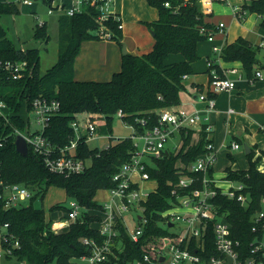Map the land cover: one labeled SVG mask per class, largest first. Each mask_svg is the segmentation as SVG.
Instances as JSON below:
<instances>
[{"label":"trees","instance_id":"obj_1","mask_svg":"<svg viewBox=\"0 0 264 264\" xmlns=\"http://www.w3.org/2000/svg\"><path fill=\"white\" fill-rule=\"evenodd\" d=\"M200 1L147 0L159 15L157 20L146 23L154 33L153 50L141 56L124 54L120 71L114 73L109 81H77L74 78V64L82 43L101 40L97 34L99 24L94 11L89 9L75 16L59 17L58 60L45 74H41L39 50L18 49L2 24L4 15L19 14L18 5L13 0H0V62L27 63L17 80L0 69V99L12 113L0 115V172L6 184H22L34 193L28 204L19 207L5 208L0 200V233L8 224V232L21 243V249L15 252L14 257L7 259L15 258L26 264H78L76 258L90 253L89 248L82 244V239H103L97 227L93 226L99 223L101 218L98 214L103 211L102 204L95 200L97 193L115 186L113 176L135 151L131 138L115 142L109 149L91 148L81 141L77 156L91 159V165L83 173L70 177L52 173L31 148L27 156H22L16 149L17 132L24 131L27 123L19 114L23 104L26 103L27 110L31 112L36 98L60 102V114L50 120L45 132L47 139L60 148L69 145L74 134L71 123L78 114L87 113L104 119L106 125L101 127L103 133L112 131V123L120 110L129 123H135L136 118H148L146 129H151L157 124L160 111L180 104L184 81L194 73L193 64L199 59L198 45L206 40L200 28L211 27L205 23L206 15ZM243 1L242 11L258 14L261 17L260 26L264 29V0ZM166 3L170 6L166 7ZM105 25L112 34L111 40L123 45L119 23L110 19ZM46 28V24H37L36 37L48 41ZM258 51L257 46L241 37L223 48L222 58L225 62H242L247 77L254 78L255 68L259 66ZM174 56L180 57V60L172 61ZM194 136L192 128L182 130L179 135L182 142L180 148L168 149L162 159L154 160L152 166L148 167L147 172L157 182V189L150 193L148 201L144 203L150 219L147 234L140 243H134L121 229L125 249L120 255V264H129L139 259L143 250L149 251L146 236L167 235L168 232L159 226L161 214L177 201L174 190L177 195L185 193L177 188L179 179L182 175H191L187 168L206 153V146L211 141L203 131L197 140H194ZM263 157L264 151L258 157L255 151H251L247 155V170H233L231 167L225 170V180L243 184L242 192L248 197L246 206L225 196L215 200L220 212L225 213V221L230 225L234 238L243 245L253 240V216L262 211L264 172L257 165ZM196 176L200 179L203 177L202 174ZM209 177H213V169L209 170ZM50 187L63 189L68 201H77L83 208L81 218L62 232H54L53 222L47 218L46 211L34 205L38 199L45 198ZM49 211L68 212L69 209L60 203ZM206 246L208 252L203 254V260L207 264L210 257L217 255L211 228Z\"/></svg>","mask_w":264,"mask_h":264},{"label":"built area","instance_id":"obj_2","mask_svg":"<svg viewBox=\"0 0 264 264\" xmlns=\"http://www.w3.org/2000/svg\"><path fill=\"white\" fill-rule=\"evenodd\" d=\"M39 1V0H35ZM34 1V2H35ZM49 4L48 14L75 16L86 10L94 11L96 21L99 24L97 34L101 40H111L112 34L105 22L113 19L123 25L113 6L115 0H43ZM225 1V0H221ZM210 0H201L202 11L210 13L208 3ZM25 6H33L32 0H18ZM169 7V3L165 4ZM236 15L243 18L245 12L241 8H235ZM39 26L45 23L37 17ZM226 25L219 23L215 27H201L200 33L210 42L214 41L217 32L224 33ZM222 48L214 45L213 52L218 59H222ZM27 67L26 62L5 64L0 62V69L10 73L13 80L21 77ZM208 69L211 76L209 90L200 95V100L206 102L205 113L195 111L188 114L183 110L164 109L159 112L157 124L151 129H146L148 118H136L135 123L125 120L123 111H118L115 117L122 120L123 124L131 129L134 153L130 159L123 163L113 176L115 186L105 190L109 200L101 203L100 221L97 223L101 241L92 238L82 239V244L89 248L88 255L76 258L78 264H120V255L124 252V243L121 238V229H124L128 237L134 243H140L147 234L150 219L146 215L144 203L148 201L150 193L157 188L143 187L144 183L153 182L147 172L154 160L162 159L167 152L168 142L181 131L188 128L200 127L205 132L208 140H211L213 125L210 115L215 111L214 97L222 92H229L236 88L242 74L235 68L221 71L216 68V62L209 60ZM230 75H237L233 79ZM264 80L262 71L257 70L254 78ZM7 108L0 99V115ZM61 104L56 99L44 97L36 98L32 104L31 113L35 117L36 131L23 133L18 131L27 141L28 147L39 155L46 168L55 174L70 177L83 173L90 165L91 159L79 158L77 150L81 141L104 139L106 143L101 149H109L115 142L126 138H114L110 133L98 134L100 126L97 116L81 114L82 119H76L71 123L73 137L68 146L56 147L45 136L50 120L60 114ZM136 124V125H135ZM143 128L144 130H141ZM231 147L235 150L240 148L236 142ZM179 146L173 148L178 150ZM206 153L193 162L187 170L191 175H182L177 188L185 193L177 195V201L167 211L161 214L159 226L168 233L165 236L148 235L145 243L149 251H142L139 259L129 264H206L203 254L207 253L206 240L210 228L215 240L217 255L210 257L207 264H264V211H259L253 216L254 238L248 245H243L235 239L230 225L225 221V213L220 212L219 205L215 200L225 196L231 200H237L246 206L248 197L242 192L243 184L224 180L217 181L209 177V170L213 169L217 159V152L213 142L206 146ZM202 174L203 177L196 176ZM156 182V181H155ZM34 193L22 184H6L0 172V200L5 208L19 207L28 204ZM67 218H61L55 222L54 232L64 231L81 218L83 208L77 201H68ZM60 227L56 228V225ZM9 225L5 224L0 233V255L5 258L12 257L21 249L20 241L8 232Z\"/></svg>","mask_w":264,"mask_h":264},{"label":"crops","instance_id":"obj_3","mask_svg":"<svg viewBox=\"0 0 264 264\" xmlns=\"http://www.w3.org/2000/svg\"><path fill=\"white\" fill-rule=\"evenodd\" d=\"M243 2V0H210L208 3L207 7L210 13L204 12L206 15L205 23L215 27L222 22L226 25L225 31L224 33L217 32L213 42L206 39L199 43V59L193 64L194 73L185 79V89L180 95V104L173 108L174 110H183L188 114H192L195 111L205 113L206 102L200 100V95L207 94L209 90L211 80L208 69L209 60L215 61L216 66L222 72L235 68L242 74V78L238 80L235 89L229 92H222L214 97L215 111L210 115L213 125L211 141L217 152V159L213 167V177L219 182H224L226 168L231 167L233 170H239L235 166V162L248 155L244 145L249 147L250 153L255 151L256 157L260 155L261 151H264V80L255 79L253 82L249 81L251 78L247 77L242 62H225L223 58L218 59L217 54L213 52L214 45L223 49L227 44L233 43L242 37L258 47L257 58L259 66L255 70H260L264 74V69L262 68L264 62L260 59V51L261 49L264 50V29L260 26L261 17L258 14L245 12L244 17L239 18L234 9L236 7L241 8ZM113 8L123 25V45H119L113 40H91L82 43L80 54L74 64L75 80L109 81L113 74L121 69L124 45L127 53L137 56L147 54L153 50L155 44L154 33L146 23L158 19L157 9L150 6L147 0H115ZM60 16L62 15L59 14ZM39 19L47 25V21L41 17ZM171 60L179 61L180 57H175ZM230 77L233 79L238 78L237 75H230ZM77 118L78 120L82 119V115L78 114ZM98 122L100 124L98 131L101 132V127L106 125V121L98 119ZM29 126L30 124L27 122L25 129ZM192 129L195 131L194 140H197L201 132L200 127L196 126ZM101 134L106 133L101 132ZM173 140L176 142L173 143L172 149L176 146H181L182 142L178 134L173 137ZM177 140L179 141L177 142ZM89 142L87 141L86 143L89 145ZM234 142L240 145L239 149L235 150L231 147ZM97 143L98 146L95 148L101 149L99 144L104 145L106 141L99 139ZM257 167L264 172V157ZM248 168L249 166L242 170H247ZM153 182L155 189L157 188V182ZM143 187L153 186L149 182L144 183ZM100 192L106 195L103 200L98 199ZM95 200L101 204L109 200V195L105 190H100ZM47 218H50V214H47ZM95 227H98V225Z\"/></svg>","mask_w":264,"mask_h":264},{"label":"rangeland","instance_id":"obj_4","mask_svg":"<svg viewBox=\"0 0 264 264\" xmlns=\"http://www.w3.org/2000/svg\"><path fill=\"white\" fill-rule=\"evenodd\" d=\"M19 7V14H7L2 17V24L8 30V36L11 40H13L15 46L18 49L27 50L32 48H37L40 52L41 56V74H45L49 69H51L58 60V52H59V40H60V29H59V14L54 13L53 15L48 14L49 4L47 1L39 0L34 2L35 4L32 7H28L23 5L22 3H17L18 0H13ZM151 9V8H150ZM37 17H41L43 20L47 21L46 31L48 34V41L44 38L36 37V27H37ZM174 56L172 59H174ZM260 59L264 62V50L260 51ZM2 113L7 116L12 114L8 108L2 110ZM24 120H26L30 126V131H36L37 126L35 124L34 115L29 112L26 108V103L23 104V107L19 113ZM80 120V119H79ZM22 131L24 133L27 132V128ZM21 131V130H20ZM98 134H101L98 131ZM114 138H128L132 136V132L130 128H127L121 119L115 117L112 123V131L110 133ZM179 140H177L178 142ZM175 140H170L168 142V149H172L173 143ZM89 146L91 148H95L98 146L96 140H91L89 142ZM103 145L99 144V147ZM242 151V150H241ZM236 155L235 153H233ZM232 164V163H231ZM235 166L238 169H245L249 166V160L247 157L243 156V158L238 159L235 162ZM154 187V182H151ZM105 193L100 192L98 194V199L103 200L105 198ZM56 203L64 204L66 207L68 206V200L66 198L65 192L62 189L50 187L46 193L45 198L38 199L35 201L34 205L36 208H43L46 213L49 215L53 222H58L61 218H67V212L56 211L50 212L49 208ZM262 211H264V200L261 204ZM97 224H93L95 227ZM61 232V231H59ZM14 257V256H12ZM0 264H26V262H19L15 258L7 259L5 256L0 255Z\"/></svg>","mask_w":264,"mask_h":264},{"label":"water","instance_id":"obj_5","mask_svg":"<svg viewBox=\"0 0 264 264\" xmlns=\"http://www.w3.org/2000/svg\"><path fill=\"white\" fill-rule=\"evenodd\" d=\"M123 51H124V54L127 53L125 45L123 47ZM15 144H16V149H17L18 153H20L22 156L28 155L29 147H28L27 141L25 140V138L22 135L17 136ZM244 147H245L247 154H249L250 153L249 147L247 145H244Z\"/></svg>","mask_w":264,"mask_h":264},{"label":"bare ground","instance_id":"obj_6","mask_svg":"<svg viewBox=\"0 0 264 264\" xmlns=\"http://www.w3.org/2000/svg\"><path fill=\"white\" fill-rule=\"evenodd\" d=\"M60 227V224L59 225H56V228Z\"/></svg>","mask_w":264,"mask_h":264}]
</instances>
